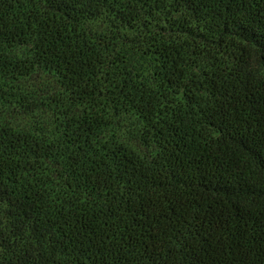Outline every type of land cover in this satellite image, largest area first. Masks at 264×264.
Wrapping results in <instances>:
<instances>
[{
	"label": "trees",
	"instance_id": "trees-1",
	"mask_svg": "<svg viewBox=\"0 0 264 264\" xmlns=\"http://www.w3.org/2000/svg\"><path fill=\"white\" fill-rule=\"evenodd\" d=\"M0 248L264 264V0H0Z\"/></svg>",
	"mask_w": 264,
	"mask_h": 264
},
{
	"label": "rangeland",
	"instance_id": "rangeland-1",
	"mask_svg": "<svg viewBox=\"0 0 264 264\" xmlns=\"http://www.w3.org/2000/svg\"><path fill=\"white\" fill-rule=\"evenodd\" d=\"M44 81H46V77L38 74L35 77H33V80H30V81L28 80L27 83H25L26 89L29 88L30 90L31 89L36 90V89L43 88L42 84H46V82H48V81H46V82H44ZM47 84L45 86H47ZM27 91H28V89H27ZM16 121L19 124L24 125V124H26L25 121H27V120H25V119L23 120V119L17 117ZM4 256H5V252L2 250V248H0V257H4Z\"/></svg>",
	"mask_w": 264,
	"mask_h": 264
}]
</instances>
